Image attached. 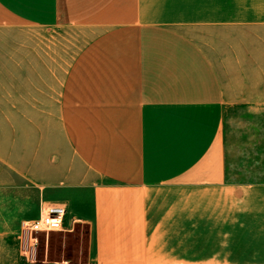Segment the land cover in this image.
<instances>
[{
    "label": "crops",
    "instance_id": "0c3cea01",
    "mask_svg": "<svg viewBox=\"0 0 264 264\" xmlns=\"http://www.w3.org/2000/svg\"><path fill=\"white\" fill-rule=\"evenodd\" d=\"M42 204L85 260L23 258ZM0 264H264V0H0Z\"/></svg>",
    "mask_w": 264,
    "mask_h": 264
},
{
    "label": "rangeland",
    "instance_id": "374dc122",
    "mask_svg": "<svg viewBox=\"0 0 264 264\" xmlns=\"http://www.w3.org/2000/svg\"><path fill=\"white\" fill-rule=\"evenodd\" d=\"M38 36L44 40L41 34L38 33ZM71 41H74V39L67 32H51L47 30V47L53 48V57L57 61H66L65 50L60 53L62 51L60 47L73 45ZM46 205L51 206V204ZM67 217L68 215H66L65 230L39 234L37 262H45L47 258L50 260L71 259L78 262L86 259L89 229L82 222L75 223L76 227L69 226Z\"/></svg>",
    "mask_w": 264,
    "mask_h": 264
},
{
    "label": "built area",
    "instance_id": "2783aa9c",
    "mask_svg": "<svg viewBox=\"0 0 264 264\" xmlns=\"http://www.w3.org/2000/svg\"><path fill=\"white\" fill-rule=\"evenodd\" d=\"M66 215L67 209L63 206L42 204L38 217L22 222L20 241L25 260L37 262L39 234L65 230Z\"/></svg>",
    "mask_w": 264,
    "mask_h": 264
}]
</instances>
